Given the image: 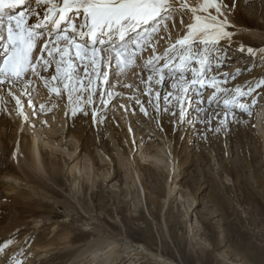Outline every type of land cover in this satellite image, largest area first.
Masks as SVG:
<instances>
[{
	"label": "rangeland",
	"instance_id": "obj_1",
	"mask_svg": "<svg viewBox=\"0 0 264 264\" xmlns=\"http://www.w3.org/2000/svg\"><path fill=\"white\" fill-rule=\"evenodd\" d=\"M224 1L234 5L239 11L247 12L256 8V17L259 20L264 18V0ZM190 16L187 8H177L174 18L169 17L167 21L168 27L163 29L161 27V34L156 33L152 38L158 49L157 52L150 53L151 46H149L147 48L148 56L139 58L137 53L136 58L139 63L140 60L143 61L148 57H154L153 60L156 59L155 57H160L163 52L169 49L171 44H175L178 39L173 35H180L184 32ZM137 30L140 32L142 29ZM129 35H135V33ZM171 39L172 43H169ZM257 49L264 52V44ZM211 61L212 58L206 69L208 77L227 75V82L221 81V85H234L236 83V79L241 74H233V72L236 70L235 66L239 64L218 63L213 65L210 64ZM234 61L238 62L239 59L236 58ZM258 61L263 71L258 84L260 87L258 91L254 90L255 93L253 94L257 103L251 105L252 97L247 95L238 97L241 103L249 104L251 111L242 112L235 108V115L230 114L224 124L220 123L221 119H225L223 99L214 100L209 105L207 100L211 94H206L204 88L192 89L190 94L184 98L182 105H178L175 99L170 97L171 103L167 105L171 109L169 112L154 109L156 104L154 93L159 92L161 94L159 104L162 109L165 106L162 96L168 91H176L172 88V83L174 80H178L181 75L190 80L192 78L190 68L171 72L167 71L169 69H165L166 79L163 84H155V79L158 77L152 81L153 95L150 97L145 93L149 91L147 76L151 72L152 66L142 64L139 69L142 77L144 76L143 82L145 83L142 85V81H140V89L132 91L127 89L124 84H118L119 87L111 98L106 93L104 94V91L108 92L116 83L114 77L118 71L115 70L116 66L113 64L109 70L108 79L110 83L103 85V91L95 108L100 120L97 125L102 124L101 127L103 128H97L95 133L92 132L88 129L90 122L85 117L79 141L66 133L67 122L73 106L67 101V94L63 93L61 97H57L55 93L50 92L48 87H45L43 79H38L42 89L49 96V99L47 98L44 102L47 107L43 109L44 113L36 115L38 112V106H36L35 110L32 111L35 114L33 113L34 115L28 117L32 118L28 121L22 120L23 128L33 123L32 129L23 130V137L26 140L34 129L38 130L37 127L40 122L46 125L43 126L47 133L41 135V138H44L42 143L48 142L46 151L52 153L51 159L59 163L64 175L62 176V184H53V187L63 194L57 197L63 200L64 195L69 196L67 189L69 180L66 177H69L70 173L79 179V185L83 183V185L88 186V196L86 194L85 200L81 202L82 207L87 209L86 212L80 209V217L86 219L96 217L110 223L114 222L115 216H117L120 228L119 218L129 219L133 226L144 227L145 222L139 219V214H141L146 220H149L155 244L151 245L147 240L144 243L155 253H159L174 264H264V136L259 132L257 126V121L264 118V115H261V111L264 112V55ZM175 62L178 63V60ZM76 63L79 64V61ZM170 67L174 68V64ZM222 67L231 69V71L228 73L225 71L218 72ZM54 71L53 65L49 68V72L44 73V75L47 76ZM81 76H84L82 70ZM34 83L29 84L31 90ZM51 83L52 85L56 84V82ZM93 88L96 92L95 102L99 91V88H95V81ZM7 90L5 88L0 91L4 107L3 114L0 115V123L5 113L10 120L12 119V122L18 120L17 114L19 113L15 114L13 110L14 106H17L16 99L13 97L17 93H21V90L13 88L11 90L12 96L9 98H7L8 95H5ZM119 92H123L125 96L120 97ZM73 95L75 96V93ZM84 95L87 96L88 93L85 92ZM101 96L108 101L106 105H101ZM136 98H139L149 109L147 110V117L140 110ZM19 99L22 104L27 103L26 95ZM120 99L126 100L125 103L121 104ZM149 99L152 100L151 104L148 103ZM202 100L204 103H201ZM188 101L191 104L194 102L199 105L202 104L195 107L198 120H194L195 122L192 124L194 117L191 114L188 119L191 123L186 127V130L192 131L195 125H198L196 130L200 138L197 140H193L191 137L188 140L181 138L188 120L181 121L179 111L183 107L185 118L188 117V114L193 110L191 105L185 104ZM37 102L39 103L38 100ZM78 102L80 105H85L83 100ZM201 108L204 111H200ZM87 109L90 111L89 107ZM172 112L177 113V115H172ZM49 113L64 119L56 120V118L49 116ZM162 120L166 121L167 124H171L172 121L176 125L173 131V139L168 137L166 128L161 124ZM61 123L64 124L63 129ZM113 126H117L122 138L114 137ZM22 127L20 130L23 129ZM216 128H220V131H215ZM12 130L13 126L11 125L9 131H6L8 140L11 138ZM96 132L98 133L96 134ZM191 136H194V133H191ZM140 137L150 146L151 150L147 153L148 157L145 160L142 155L144 146L140 145ZM125 138L129 140V147L131 145L133 151L131 161L135 160V164L139 167L140 176L142 173L144 174L143 178L147 183V188H142L138 173H135V176H138L136 185L133 183L129 167L126 165ZM104 142L107 146L109 145L111 157L107 155L105 144H102ZM191 143L192 145H189ZM64 145L66 149H63ZM71 148L76 150L71 152ZM88 150L91 151L90 156ZM68 152H71V156L68 155ZM228 161L231 164L229 172L226 166ZM118 162L123 164L122 169L118 167ZM75 164L76 168L74 167ZM166 181H168L167 184ZM92 194L94 196L91 200L89 196ZM70 195L80 199L76 192L74 194L70 192ZM155 195L158 197L154 199L152 206L149 204L152 199L150 198L148 202V196L154 198ZM76 206L80 207L77 203ZM64 210L63 206L56 208L53 219L45 223L44 228L47 232L49 231L47 239L52 236L57 228L60 231L73 232L79 240L71 243L69 247L78 248L98 236L96 231L90 229V226L79 225L78 218L66 216ZM43 212L47 213L48 211L44 210ZM92 221L94 224V220ZM192 221L198 225L196 233L203 237L201 240L196 239L192 232L186 233V226ZM33 225L36 226L32 228ZM33 225L28 230L30 233L27 232L24 238L28 234L34 236L35 232L39 235L42 233L39 231L42 223L36 224L34 222ZM20 243L21 240L12 243L11 246L18 247ZM43 245L45 246L43 247ZM39 246L48 251L44 252L41 249L36 255H33L31 260H27L23 264L57 262L59 259H55L56 253L66 245L63 241H58L55 238L52 242L45 240L44 244H39ZM26 258V256L18 257L20 261H24ZM138 262H140L139 264H161L155 259L147 260L141 254L136 255L132 252L121 254L113 264H137Z\"/></svg>",
	"mask_w": 264,
	"mask_h": 264
},
{
	"label": "snow or ice",
	"instance_id": "obj_2",
	"mask_svg": "<svg viewBox=\"0 0 264 264\" xmlns=\"http://www.w3.org/2000/svg\"><path fill=\"white\" fill-rule=\"evenodd\" d=\"M176 2L177 0H0V91L7 88L8 95L12 96L13 88H22L36 78L43 79L45 87L57 97H61L63 93L67 94V101L73 105V116L77 115V112L89 115L86 105L94 106V81L96 89L101 83L109 84V70L113 64L118 72L132 67L137 53L152 44L154 34L162 26L168 27L169 17L174 18L177 10ZM180 7L186 9L187 5L181 3ZM231 7L228 6V11H231ZM41 8L44 9L42 16L38 11ZM212 8H215L217 15L209 11ZM223 8L224 5L217 3V0H203V4L198 8L190 9L195 22L189 24L188 33L165 52L167 60L159 67L154 65L152 59L147 61L152 67L147 78L149 91L145 94L150 97L153 95L152 81L158 77L155 84H163L166 79L165 69L171 72L190 68L193 74L190 80L181 75L178 80L173 81L172 88L176 91H168L162 96L165 102L162 109L159 104L161 94L155 92L156 111H171L167 107L171 103L170 97L175 99L178 105H182L184 98L196 85L213 89L207 100L209 105L218 100L220 95L225 97L222 101L225 119L220 120L221 124L226 122L230 114L235 115V108L242 112L251 111L249 104L241 103L238 97L247 95L252 97L251 105L257 103L253 88L249 87L248 91L244 92L236 86L233 94L221 85V81L227 82V75L207 76V66L219 51L221 41L230 40L233 35L226 30L227 21L219 19ZM200 12L206 15L202 17L198 14ZM33 18V22L29 23ZM142 26V32H137ZM130 33L135 35H129ZM114 37L119 43L113 42ZM243 50L241 48V51ZM152 51L155 53L154 47ZM247 51L252 53L253 50L248 48ZM176 60L179 62L176 63ZM217 62L219 63L218 57ZM173 64L174 68H171L170 65ZM53 65L54 73L45 76L44 73H48ZM81 70L84 76H81ZM205 79L208 81L207 85ZM51 82L56 84L52 85ZM85 92L88 93L87 96L84 95ZM106 95L111 97L113 94L106 92ZM13 98L16 99L17 108L20 110L21 100ZM100 99L102 106L108 103L103 96ZM81 100L85 103L84 107L78 102ZM136 103L141 104L140 110L147 115L139 98H136ZM148 103L151 104L152 100L149 99ZM40 108L43 110L45 105L41 104ZM200 111L204 109L201 108ZM20 114L24 115L22 111ZM91 115L97 123L100 122L95 110ZM172 115L177 113L172 112ZM179 116L180 120L184 121L183 107L180 108ZM215 131H220V128ZM10 243L11 241H7L0 245V255L4 254ZM9 264L22 262L12 257Z\"/></svg>",
	"mask_w": 264,
	"mask_h": 264
},
{
	"label": "bare ground",
	"instance_id": "obj_3",
	"mask_svg": "<svg viewBox=\"0 0 264 264\" xmlns=\"http://www.w3.org/2000/svg\"><path fill=\"white\" fill-rule=\"evenodd\" d=\"M181 3L187 5V10L191 15L187 23L188 26L189 24L195 22L193 13L190 11V9L198 8L200 5L203 4V0H177L176 9L181 8ZM217 3L224 5L222 14L219 15V19L227 21L228 27L226 30L233 33V35L230 40L221 41L219 51H217L212 57V61L210 62V64H218L217 57L219 58V63L239 64L238 66H235L236 70H234L233 72V74H241L240 76H238L239 78L236 79V83L234 85H222L223 87H227L233 94H235L236 86H239L244 92H246L249 87L253 88L255 91H258L259 87L257 89L255 88L260 82V79L262 77L261 74L263 71L261 64L258 60L264 55V52H261L257 48L264 44V18L262 20H259L258 17H256V8L246 12L243 10L239 11V9H237L234 5H231L225 2L224 0H217ZM228 6H232L231 11H228ZM38 11H40L42 16L44 9L41 8ZM209 11L213 15H217V13L215 12V8L209 9ZM198 14H200L202 17L206 15V13L203 12H200ZM33 20L34 18L30 19L29 23L33 22ZM187 26L182 34L173 36H175L178 40L183 38V36H185L189 31ZM140 29L143 30V26ZM142 30L140 32H142ZM160 32L161 30H159L157 33ZM114 39L116 43H119L117 38L114 37ZM169 43H172V39L169 40ZM172 45L173 44H171V46ZM107 46L108 45H105V47ZM150 46V53H153V47L155 48L156 53L158 49L155 46L154 39H152V44ZM171 46L169 47V49L171 48ZM241 48H243L244 50L241 51ZM248 48H251L253 50L252 53H249L247 51ZM165 52L161 54L160 57L162 59L159 60H153L152 58L154 57H148L143 61L139 59V63L136 58L135 64L132 67L125 69L123 72L116 73L117 76L115 75L114 77V81H116V83L112 85L111 89L108 92H111L112 94L115 93V91L119 87L118 84H124L125 87L126 85H130V87L126 88L132 91L139 90L141 85L140 81H142V85L143 83H145L143 82L144 76L142 77L139 66H141L142 64L145 66L148 65L147 61L149 59L153 60L155 66H161L167 60V57L164 55ZM148 54L149 53L147 52V49L142 52H138L139 58L146 57L148 56ZM236 58L239 59L238 62L234 61ZM224 69L225 68L222 67L218 72L225 71L228 73L229 71H231V69ZM119 74H121V76H119ZM38 79L39 78L32 80L33 82H31V84L35 82L32 90L30 89L31 84H25L22 88L17 87L19 91L21 90V93H17L14 97L20 98L21 96L23 97L26 95L25 100H27L26 104L21 103L20 110H18L17 106H14L13 110L15 114L19 113L17 114L18 120H14V122H12V119L10 120V118L6 115L5 112V114L1 118L2 122L0 123V245H3L7 241H11V243L5 249L4 254L0 255V264H9V259L12 257L18 259V257L26 256L27 258L24 261L21 260L23 264L27 260H31L33 255H36L41 249L44 252L48 251L46 248H42L41 246H39V244H44L45 240H47V242H52L55 238L58 241H63L66 246L56 253L55 259H59V261L48 262L47 264H113V262L118 259L121 254L126 252H132V254L136 255L141 254V256L145 257V259H155L161 264H174L171 261H168L166 258L162 257L159 253H155L153 250H151V248L147 246L146 243H144L147 240L152 245L154 243V238L149 220H146L141 214H139V219H142L143 222H145L144 227L133 226L129 222V219L119 218V223H121L120 228L118 225L117 216H115L116 220L110 223H106L105 221H103V219L96 217H93V219H86L80 217V209L84 212H86L87 209H84V207H82L81 202L85 200L86 194L88 196V186L83 185V183L79 185V179L73 173H70V176L66 177V179L69 180L67 187L69 196L64 195V197L62 198L63 200L57 197L63 194L58 192L57 189L53 187V184H62V176L64 175L62 167H60L59 163L51 159L52 153H47L46 151L48 142H45L46 144L42 143V140L44 138H41V135L47 133L44 130V127L46 125L43 124V122H40L39 126L37 127L39 130L38 133V130L34 129V131L29 135L26 140L23 137V130L25 129L26 131L27 128L32 129L33 123L28 126L26 125L23 128L22 120H25V117H27L25 121L30 120V118L32 117H28L29 115L31 116L33 113L35 114V112L32 111L35 110L36 106H38V112L36 115H41L42 113H44L43 110H41L40 105L44 104L47 98L49 99V96L42 89L41 84L39 83L40 81L38 82ZM207 83L208 81L205 82V85H207ZM103 85L104 84L101 83L99 86L98 97L94 102V106L93 104L87 105V107L90 108L89 115L85 116L80 114L79 112L75 116H72L71 114L69 115L66 133H68L69 136H73L76 141H79V135L81 134L84 127L85 117L90 122V126L88 129H90L92 132L95 133V130H97V128H103L101 127L102 124L97 125V122L92 118L91 115V112L95 110L96 105L98 103L97 101L99 100V96L103 91ZM194 88L202 89L199 85L192 87V89ZM25 89H27V91H25ZM204 90L206 91V94L210 93L212 95V88L205 87ZM105 93L106 92L104 91V94ZM254 93L255 92H253V94ZM118 94L120 97L125 96L123 92H119ZM189 94L190 93H188L187 96ZM5 95H8V90L5 92ZM7 98H9V95ZM7 98L5 96V99ZM224 98L225 97L223 95H220L218 97V99ZM29 99L31 100V103H29ZM37 100L39 101V103L37 102ZM120 100L121 104H124L126 101L122 99ZM185 104L187 106L191 105L193 110L190 114H188V117H184V119L188 120L189 117H191L190 115L193 114L194 118L192 124H194V120H198L197 112L195 114V111L197 110H195V107L201 106L202 104L199 105L197 102L191 104L189 101ZM142 105L147 112V110L149 109L146 107L145 104L142 103ZM84 106L85 105H81V107ZM139 108L141 109V104H139ZM3 111L4 107L2 105L0 97V115L3 114ZM20 111H22L24 115H21ZM49 114V116L54 119L56 118V120H59V118L64 119L63 117L57 118V116H55V114L53 113ZM143 114L145 117H147L144 112ZM261 115H264L263 111H261ZM170 123L171 124H167L164 120H162L161 122L162 126L166 128L165 131L168 137L172 138L173 131L176 128V125L172 123V121ZM190 123L191 121L189 120L188 122H186V126L184 127V132L186 133L184 135V132H182V140H188L189 137H191L193 140H197L200 138L199 135H197L196 130L198 125H195V128L192 131L190 129L186 130L187 125H189ZM11 125L13 126V130L10 140H8L6 136V131H9ZM257 126L259 132L264 136V118L259 119L257 121ZM21 127L23 128L22 130H20ZM61 128H64L63 123H61ZM112 132L114 134V137L119 136V138H122V135L117 126L112 127ZM97 133L98 132H96V134ZM191 133H194V136H191ZM140 139V145L144 146V152L142 151V155L143 159L145 160L148 157L147 153H149L151 150L150 146L146 144L141 137ZM10 141L12 142L11 144ZM124 141L126 144L127 154L126 165H128L129 167V172L133 183L135 184V182L138 180L137 177L139 176V181L141 183L142 188H147V183L143 178L144 174L142 173V176H140V173L138 171L139 167H137V164H135V160L133 159L131 161L133 151L131 145L129 147V140L125 138ZM102 144H105V142ZM189 145H192V143ZM104 147L108 152V157H111L109 153V145L107 146V144H105ZM75 148H71V152H74L76 150ZM63 149H66L65 145L63 146ZM71 152H68L69 156H71ZM182 152L184 151L182 150ZM88 153H90V156L91 151L88 150ZM117 164L120 169L123 168V164H121L120 162H118ZM226 166L228 167L227 170L229 172V169L231 168L230 161L227 162ZM74 167L76 168V164L74 165ZM135 173H138V176H135ZM167 183L168 181H166V184ZM70 192H72L73 194L76 192L77 196L80 199L74 198V196L70 195ZM93 196L94 194L89 196L91 200L93 199ZM157 197L158 196L156 195L154 196V198L148 196V202L150 198L152 199L150 200L149 204L153 206L154 199ZM76 203L80 206L79 208L76 206ZM60 206H63V208L65 209L64 211L66 216H71V218H78L80 223L79 225H83L86 227L90 226V229L92 228L93 231H96L98 236L92 241H87L78 248L69 247L71 243L76 242V240H79V238L73 232L71 233L66 230L60 231L59 228L56 227V231L52 234L49 239H47L49 231L47 232L45 230V223L48 221L50 222L51 219H53L54 210ZM44 210H47L48 212L45 213L43 212ZM112 214L114 213L112 212ZM92 220H94V224ZM34 222H36V224L42 223V225L40 226L41 229L39 230L42 233L39 235L35 232L34 236H30L28 234L26 238H24L28 230L31 229L30 227L33 225ZM35 226L36 225H33L32 228H34ZM197 227L198 225L194 223V221L188 223L186 226V233L188 234L192 232L195 235L196 239L201 240L203 237L196 233ZM167 229L168 228L166 227V230ZM136 235H138L139 237ZM19 240H21V243L18 247L11 246L12 243ZM44 246L45 245H43V247ZM139 263L140 262H138L137 264Z\"/></svg>",
	"mask_w": 264,
	"mask_h": 264
}]
</instances>
